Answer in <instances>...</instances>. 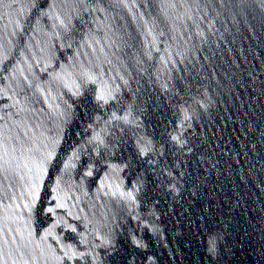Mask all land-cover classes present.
<instances>
[{
  "label": "water",
  "instance_id": "obj_1",
  "mask_svg": "<svg viewBox=\"0 0 264 264\" xmlns=\"http://www.w3.org/2000/svg\"><path fill=\"white\" fill-rule=\"evenodd\" d=\"M0 264H264V0H0Z\"/></svg>",
  "mask_w": 264,
  "mask_h": 264
}]
</instances>
